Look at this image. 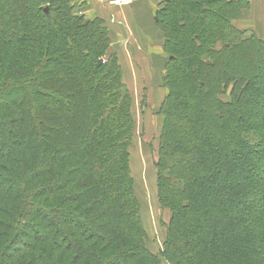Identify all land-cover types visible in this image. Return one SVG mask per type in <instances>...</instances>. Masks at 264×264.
<instances>
[{
	"label": "trees",
	"instance_id": "obj_1",
	"mask_svg": "<svg viewBox=\"0 0 264 264\" xmlns=\"http://www.w3.org/2000/svg\"><path fill=\"white\" fill-rule=\"evenodd\" d=\"M45 1L0 0V264H162L141 224L132 96L107 28ZM249 3L161 0L156 13L170 264H264V180L251 178L264 166V40L235 26Z\"/></svg>",
	"mask_w": 264,
	"mask_h": 264
},
{
	"label": "rangeland",
	"instance_id": "obj_2",
	"mask_svg": "<svg viewBox=\"0 0 264 264\" xmlns=\"http://www.w3.org/2000/svg\"><path fill=\"white\" fill-rule=\"evenodd\" d=\"M70 5L73 6L74 19H79L81 23L86 9V2L83 0H69ZM249 9L245 10L242 16L235 21V26L239 28L244 34L243 37L247 38L255 35L256 38L264 40V0H249ZM34 2V0H33ZM39 5L49 6L48 1L39 0ZM164 4H159V6ZM33 8L34 5H31ZM48 12V11H46ZM34 15V14H32ZM157 15V14H156ZM94 22L91 27L94 31L100 33V23L97 21L95 15L93 17L86 16ZM4 18V17H3ZM8 17H6L7 19ZM34 16L28 18L29 23H33ZM5 19V20H6ZM1 18V24L5 21ZM9 20H12L11 18ZM0 24V26H1ZM157 25V22L155 23ZM2 27V26H1ZM158 28V26H157ZM162 36L163 33L160 30ZM165 38V37H164ZM122 47L121 45H119ZM116 46L110 45V53L116 51ZM118 47V46H117ZM124 47V46H123ZM125 50L132 48L131 44L126 46ZM113 49V50H112ZM112 51V52H111ZM131 52V50H130ZM164 52L166 57L168 54ZM111 55V54H110ZM207 59V57L205 58ZM208 60V59H207ZM167 73V65L165 75ZM163 81L147 82L145 86L144 81L128 80L125 82L131 96H132V112L134 117V129L132 133L131 152V173L134 179V192L140 202V214L143 227L146 231V244L148 250L153 254L160 257L162 264H170L162 253L166 248V242L169 239V222L172 214L170 209L161 205L159 200L158 191V154L160 135L162 129V118L159 115L161 112V105L168 92L164 87ZM124 79V77H123ZM223 100L230 99L228 94L221 96ZM256 141V138H253ZM252 158L254 157L251 154ZM264 159V158H263ZM258 166V165H255ZM259 167V166H258ZM264 180V166L260 165L258 171L252 170V177ZM261 193V191H259ZM246 212L245 208H242ZM4 245H7L3 242Z\"/></svg>",
	"mask_w": 264,
	"mask_h": 264
},
{
	"label": "crops",
	"instance_id": "obj_3",
	"mask_svg": "<svg viewBox=\"0 0 264 264\" xmlns=\"http://www.w3.org/2000/svg\"><path fill=\"white\" fill-rule=\"evenodd\" d=\"M131 1L127 5L107 8L98 0H87L84 15H95L104 22L110 45L116 46L113 53L122 68L124 81H144L143 86L149 81H163L167 65L165 38L155 24L161 0ZM130 44L132 48L125 50Z\"/></svg>",
	"mask_w": 264,
	"mask_h": 264
},
{
	"label": "built area",
	"instance_id": "obj_4",
	"mask_svg": "<svg viewBox=\"0 0 264 264\" xmlns=\"http://www.w3.org/2000/svg\"><path fill=\"white\" fill-rule=\"evenodd\" d=\"M84 2H87V0H83ZM102 5H104L107 8H115L120 7L123 5L130 4L131 0H98Z\"/></svg>",
	"mask_w": 264,
	"mask_h": 264
},
{
	"label": "bare ground",
	"instance_id": "obj_5",
	"mask_svg": "<svg viewBox=\"0 0 264 264\" xmlns=\"http://www.w3.org/2000/svg\"><path fill=\"white\" fill-rule=\"evenodd\" d=\"M151 62V61H150ZM134 79V78H133Z\"/></svg>",
	"mask_w": 264,
	"mask_h": 264
}]
</instances>
